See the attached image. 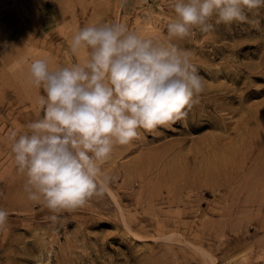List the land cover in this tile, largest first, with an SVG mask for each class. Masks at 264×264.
<instances>
[{"label":"rangeland","instance_id":"rangeland-1","mask_svg":"<svg viewBox=\"0 0 264 264\" xmlns=\"http://www.w3.org/2000/svg\"><path fill=\"white\" fill-rule=\"evenodd\" d=\"M173 2L0 0V264H264V8L247 13L258 25L214 16L212 31L176 37ZM112 22L186 50L203 91L185 120L116 145L102 194L52 223L11 152V134L43 115L29 67L83 63L73 35Z\"/></svg>","mask_w":264,"mask_h":264},{"label":"clouds","instance_id":"clouds-1","mask_svg":"<svg viewBox=\"0 0 264 264\" xmlns=\"http://www.w3.org/2000/svg\"><path fill=\"white\" fill-rule=\"evenodd\" d=\"M122 8L126 0H119ZM170 36L185 37L195 27L207 33L215 24H259L248 12L264 0H174ZM71 50L87 52L83 63L50 68L35 59L30 80L43 89L37 105L43 115L11 134V152L27 176L28 199L43 202L53 215L83 205L100 195L110 180L101 165L116 145H129L140 130L170 127L187 118L203 91L202 77L189 53L169 42L142 37L120 22L79 28ZM9 213L0 208V226ZM37 264H43L42 258Z\"/></svg>","mask_w":264,"mask_h":264},{"label":"bare ground","instance_id":"bare-ground-1","mask_svg":"<svg viewBox=\"0 0 264 264\" xmlns=\"http://www.w3.org/2000/svg\"><path fill=\"white\" fill-rule=\"evenodd\" d=\"M222 153V152H221ZM232 154H233V152H232ZM221 156H223V155H221ZM220 158V157H219ZM223 158H224V156H223ZM219 160V159H218ZM224 160H225V158H224ZM207 165V164H206Z\"/></svg>","mask_w":264,"mask_h":264}]
</instances>
